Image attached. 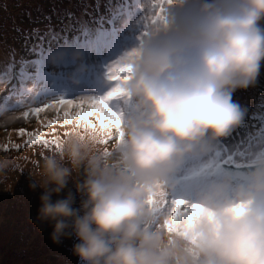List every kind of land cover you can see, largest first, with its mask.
<instances>
[{"label":"clouds","instance_id":"1","mask_svg":"<svg viewBox=\"0 0 264 264\" xmlns=\"http://www.w3.org/2000/svg\"><path fill=\"white\" fill-rule=\"evenodd\" d=\"M148 9L138 42L115 63L128 70L115 88L130 101L119 135L104 144L100 131L71 127L41 157L29 171L30 189L43 190L35 222L54 244L74 237L81 264H264V158L242 178L201 184L195 200L159 218L151 209L186 157L242 119L232 94L260 73L264 0H152ZM64 55L54 50L49 62Z\"/></svg>","mask_w":264,"mask_h":264},{"label":"rangeland","instance_id":"2","mask_svg":"<svg viewBox=\"0 0 264 264\" xmlns=\"http://www.w3.org/2000/svg\"><path fill=\"white\" fill-rule=\"evenodd\" d=\"M16 1L17 0H3V3L1 4L0 7V11L3 6L10 4L12 6ZM143 1H147L146 5H149V1L151 0H143ZM75 3L80 6H83L85 5L86 0H75ZM46 4L47 3H45V7H47ZM32 7L33 6H27L25 8H21L18 11H16L17 9H12L9 16L14 15V17L16 18L15 20L16 23L17 22L22 23L25 16H29L31 17L30 19H33L34 13L30 12V9ZM114 10L118 11L119 9L118 7H114ZM6 14L7 12L5 13L4 17H6ZM136 22H141V20L138 21L136 20ZM0 24L4 25V21H2L1 19H0ZM5 29H7L5 30V33L0 32L1 36L4 35L6 38H11L14 33L18 34L14 31L13 28L5 27ZM108 50L110 49L108 48ZM93 69H96L98 71L97 74H100V71L97 69L96 66H94ZM263 73H264V61L261 62L259 74H263ZM254 85H260V84L255 81ZM44 91L45 90L40 87H35L33 88L32 91V97L40 100L42 98ZM35 92H37L36 95H34ZM242 93H244V91ZM246 95L248 96L249 93H247ZM242 97L245 100L244 95ZM15 112L17 111L14 110L8 112L3 117L14 114ZM228 139L232 141L233 139H238V138L236 137V135H233L232 138H228ZM238 140H240V138ZM29 171L35 172L34 170L24 168V169H20L18 172L7 174L10 177V183L8 185H6L3 180H0V249L3 247V243L4 242L7 243L12 237L11 244L8 247V251L6 252L9 253L10 255L9 259L7 260L14 259L17 263H19V261H21L22 259V256L20 255L21 254L20 250H25L26 252L28 251V255L29 253L31 255L33 254L35 255L33 259L37 263L44 264V262H46L49 264L50 260L48 258L47 253L43 252L41 254L40 253L37 254L35 251V248L37 246L49 249V247H47V243L45 240V238L47 239V237H44L42 235V231L46 227V225L39 226L34 221L35 226L31 227L30 230L28 227V221L31 220V213H34L35 215L34 218L37 215V205L34 202L27 204L30 200V195H31L29 181L33 180V178L30 176ZM5 188L8 189L6 190ZM42 191L43 190L41 189L35 195V200L37 202H40L37 196L39 193H42ZM3 194L5 195L3 196ZM53 199H56L55 195L53 196ZM184 199L185 197L183 196L182 200ZM163 213H165V210L161 212V215ZM34 218L32 217V220ZM4 257L5 256L2 257L0 253V264L3 261H7L3 259Z\"/></svg>","mask_w":264,"mask_h":264},{"label":"snow or ice","instance_id":"3","mask_svg":"<svg viewBox=\"0 0 264 264\" xmlns=\"http://www.w3.org/2000/svg\"><path fill=\"white\" fill-rule=\"evenodd\" d=\"M161 11L157 8V12ZM125 71L122 70L114 64L110 69V78L114 81L126 78ZM119 94L118 88H113L111 92L108 93V97L115 96ZM47 109H54L58 112L63 113V125H71L75 128H91L93 130H98L102 133L101 142L107 144L111 139H113V133H120V121L117 113L113 112L108 106L106 98H101L97 96L91 97H81L78 99H60L49 104H45L40 107L31 109L28 112L21 114L15 119H28L32 115L39 116L40 113ZM54 121H47V124H52ZM70 127V128H71ZM69 128V129H70ZM69 129L63 132V135L56 134V128L52 129V132L46 136L40 131L27 132L28 139L25 141V146L32 147L34 149V154L43 157L45 154L58 151L61 147L62 139L68 135ZM25 129H19L21 134L25 133ZM0 147L7 148V145H0ZM16 149L21 146L19 144L13 145ZM17 160H23L25 162L32 163L34 165L38 164L36 160H29V157H18ZM23 167H21L22 169ZM182 200H176V205H183Z\"/></svg>","mask_w":264,"mask_h":264},{"label":"trees","instance_id":"4","mask_svg":"<svg viewBox=\"0 0 264 264\" xmlns=\"http://www.w3.org/2000/svg\"><path fill=\"white\" fill-rule=\"evenodd\" d=\"M95 2H97V1H99V0H94ZM3 3V0H0V7H1V4ZM45 3H47L46 4V6L47 7H45ZM74 4H75V0H17L12 6H11V4L10 5H5V6H3L2 8H1V11H0V19L3 21V17H4V15H5V13L7 12V14H6V17H8L9 16V14H10V12L12 11V9H17L16 11H18V10H20L21 8H25V7H27V6H33L34 8H35V12H36V16H38V20H39V22H37V23H35L34 24V26H36V27H38V28H40V29H43V27H44V22H43V20H46V19H48L50 22L48 23V24H46L47 26L45 27V29L47 30V31H49L50 29H52L53 27H55V26H58V25H60L62 22H64L65 20H64V18L65 19H67L68 18V7H67V5H72V6H74ZM57 8H61L62 9V13H64V15H61V17L60 18H56L55 19V16H53V15H51L50 13H52V11H54V9H57ZM65 10V11H64ZM59 17V16H58ZM71 22L73 21V20H70ZM79 24H80V21H79V23H77L75 26V28H78L79 27ZM71 24H69V23H67V24H65L62 28H66V27H69ZM5 27H7V26H4L3 24H0V32L1 33H5V30H7V29H5ZM14 29H15V25H14V27H13ZM56 30V29H55ZM69 30H70V28H69ZM16 32L17 33H20V30L19 29H17L16 30ZM34 32V31H33ZM56 32H58V31H56ZM25 34V33H24ZM4 36V35H3ZM3 36H1V34H0V48L2 47V46H5V44H4V40H3ZM33 36H35V35H33V34H29L28 35V37H26L27 39L28 38H33L34 39V37ZM29 40V39H28ZM30 44V43H29ZM239 94V91H238V89H236L234 92H233V94H232V102H234L235 100H234V98H236L237 96L236 95H238ZM10 244H11V240H10V242L6 245V248L5 247H3L4 248V250H7L8 249V247L10 246ZM35 251H36V253L38 254V253H40L41 254V252L40 251H38L37 250V247L35 248ZM35 255L33 254V255H31L30 253H29V255H28V251H27V253L25 254V256L23 257V259L19 262V263H16V264H21V263H23V260H26V262H27V264H29V263H31V262H35V260L33 259V257H34ZM33 260V261H32ZM3 262H5V261H3ZM2 264V263H1ZM35 264H39V263H35Z\"/></svg>","mask_w":264,"mask_h":264},{"label":"bare ground","instance_id":"5","mask_svg":"<svg viewBox=\"0 0 264 264\" xmlns=\"http://www.w3.org/2000/svg\"><path fill=\"white\" fill-rule=\"evenodd\" d=\"M36 10H35V8H31L30 9V12H33L34 13V15H33V19H30V20H28V21H26V22H33V21H35V20H38L39 18H38V16H36V12H35ZM65 11V10H64ZM30 12H29V14H30ZM24 23H25V21H23ZM29 40H30V45H31V47H33L34 49H36L37 50V48H38V46H37V41L35 40V39H33V38H29ZM52 46V45H51ZM115 53V52H114ZM43 59H44V56H42V58H41V54L38 56V59H36L35 61H32V65H34V71H35V69H36V72H37V77H34L32 80H37L36 78H38V77H40L41 75H42V70H41V68H37V67H39V65H42V64H44L43 63ZM44 68L46 69V67L44 66ZM38 69H39V71H38ZM99 88H98V91H103V90H106L107 88H108V85H105V84H100L99 86H98ZM29 88H31V86H29ZM244 90V88H240V90ZM37 94V92H35L34 93V95H36ZM261 95H262V91H261V89H260V87L258 86L253 92H252V95L251 96H253V98L254 99H256V100H259L260 99V97H261ZM249 99V98H248ZM248 99L246 100V101H248ZM245 101V102H246ZM239 107L242 105V104H239V103H236ZM257 105L258 106H260V102H258L257 103ZM242 111H244V112H249L250 111V113H252V108H250L249 107V110H247L246 109V107H243L242 109H241ZM258 117V116H257ZM240 128V127H239ZM242 136L243 137V135L241 134V133H238L237 134V136ZM253 139V138H252ZM254 145H258V143H259V140H256L255 141V139H254ZM253 145V144H252ZM187 159H188V157H187ZM189 161V160H188ZM184 165H186V163H188L187 162V160H184ZM190 163V162H189Z\"/></svg>","mask_w":264,"mask_h":264}]
</instances>
